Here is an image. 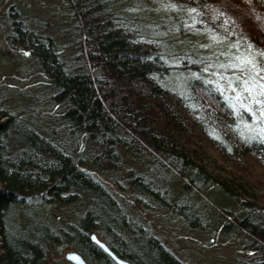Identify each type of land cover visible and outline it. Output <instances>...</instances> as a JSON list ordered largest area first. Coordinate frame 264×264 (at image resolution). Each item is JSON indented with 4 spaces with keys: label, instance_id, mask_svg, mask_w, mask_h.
<instances>
[{
    "label": "trees",
    "instance_id": "trees-1",
    "mask_svg": "<svg viewBox=\"0 0 264 264\" xmlns=\"http://www.w3.org/2000/svg\"><path fill=\"white\" fill-rule=\"evenodd\" d=\"M65 1L75 14L77 28L81 29L79 19L85 20L88 51L81 30L75 34V54L66 59L52 37L24 29L23 24L9 36L36 56L47 79L46 102L50 98L61 110L52 120L56 128L50 138L44 132L45 120H40L41 127L32 119L18 121L0 98V264H44L49 254L66 247L82 254L89 264H113L91 241L94 230L102 231L116 253L133 264H184L148 232L147 242L139 238L137 223L125 211L117 212L116 219L111 217V210L119 206L113 205L109 188L91 171L117 169L123 152L131 157L145 154L152 165L168 169L180 171L185 166L183 175L200 190L208 184L219 186L239 208L231 223L240 226L236 229L244 249L254 252L258 262L264 260L262 201L242 202L248 196L245 183L254 197L255 186L264 184V175L257 179L256 170L247 168L252 162L264 174V37L250 19L243 21V16L248 19L253 13L264 25V0H251L258 13L239 0L229 6L227 0H161L164 14L157 17L152 12L140 15L149 11L150 0H120V5L123 1L132 5L130 14L117 16L105 0ZM239 20L247 24L246 29ZM186 24L191 34L208 31L241 52L248 50L246 57L256 72L255 82L238 81L236 91L243 104L224 96L216 82L205 76L207 71H217L205 72L200 54L179 46L177 38ZM260 33L264 36L263 29ZM174 71L190 75L182 92L170 85ZM117 131L120 137H115ZM202 140L232 168L223 167L222 175L208 172L204 185L195 173L207 164L199 147ZM233 173L248 174L251 180L234 178ZM144 182L150 186L146 178ZM75 195L80 203L71 200ZM56 198L64 208L80 205L77 221L61 231L35 214Z\"/></svg>",
    "mask_w": 264,
    "mask_h": 264
},
{
    "label": "rangeland",
    "instance_id": "rangeland-1",
    "mask_svg": "<svg viewBox=\"0 0 264 264\" xmlns=\"http://www.w3.org/2000/svg\"><path fill=\"white\" fill-rule=\"evenodd\" d=\"M105 1H107V5L117 9L119 12L130 14L129 8L132 5L130 2L123 1V4L120 5V0ZM228 1L229 3H226V6H229V4L234 5L237 2V0ZM216 2H220V0H216ZM149 3V11L145 9L140 15H145L146 12H152L150 14L152 16L156 14V17L161 16L162 13L164 14L161 0H150ZM239 3L249 6L252 11L258 9L251 0H239ZM66 5L59 2V0H0V92L4 93L9 99L4 102V105L12 112L18 110L26 121L32 119V123L38 127L43 125L40 120H45V123L52 126L54 130L56 128L55 124L49 123L51 115L57 118L60 115L61 107L57 106V104H52L50 98L46 102L48 90L47 88H43L42 85L46 86L47 79L38 65H36V56L31 55L29 59L26 58L25 54L27 52L23 46L20 43L18 45V42L16 44L13 43L9 36L10 34H16L18 32L17 29L23 24L26 28L42 37H52L55 43L59 44L60 48H62L61 54L66 59L75 54V51H73L75 47L73 45L78 39V36L75 34L81 32L84 51H88V36L86 31H84L85 20L79 19L81 29L77 28V23L73 22L76 21L74 19L76 18L75 14L73 15ZM98 9H101V6ZM245 9H243L244 14L248 13ZM252 15L251 18L247 15L248 19L243 16V21L250 19L254 29L263 38L264 36L260 33V30H264L263 22L253 13ZM162 22L166 23L167 21ZM239 22L241 21L239 20ZM241 26L243 29L247 28V24H242V22ZM190 29V24H186L184 30L180 32L179 38H177L179 46L187 47L193 52L200 54L199 56L202 58L199 59V62L202 63L203 61L205 68L207 67L205 72L208 68L217 71L212 74L207 71L205 76H208L211 81L216 82L223 91L224 96L228 98L232 97L238 103L243 104L242 97L236 91L238 81L244 82L245 80L241 78H245L250 79L251 83L255 82L253 76L255 77L254 74L256 72L252 63L246 57L248 50L244 49L241 52L231 44L221 42L220 39L208 31L200 33L201 31L196 32L195 30L191 34L189 32ZM257 42L261 45V41L257 40ZM178 64L175 63V66ZM93 72L95 74V70ZM174 72L169 81L170 85L174 90L182 92L185 82L190 75L188 73H178V71ZM10 102L11 105L9 104ZM201 144L199 147L203 152L202 154H204L203 159L209 166H212L209 167L206 164V168L195 171L197 179L204 185L206 179L209 178L208 172L217 175L219 171L222 175L223 167L229 170L232 168L229 164L219 159V152L206 145L203 140ZM198 153L201 154L200 152ZM139 157L140 155L138 154L131 157L124 153L120 164L127 169H133L135 175L143 174L144 178L148 181L149 179L150 181L153 180L156 183L154 187L144 182L137 183L136 192H132V182L123 176L122 170H119L120 166L110 172L99 173L97 169L91 171L96 179L104 184H108L113 205L118 204L119 206L111 210V217L116 219L117 212L124 211L129 216H133L135 223H137V225L134 224V227L142 231L138 230L141 234L137 235L139 238L142 240L145 238V242L148 241L144 230L149 232V234H153V238L156 241L159 240L156 243H162L168 251L184 264H264L263 259L260 262L255 261L254 258L257 256L252 251L244 249L245 244L242 236L240 233H237V229H235L237 226L235 227L231 223V221H234L233 217L237 214V209L239 210V208L232 199L224 196L223 191L211 188V186L202 190L194 188L191 181H188L187 176L183 175V173H176L173 168H171L173 173L165 167H162L161 171L155 173V169L152 167L155 165H151L152 158L144 156L142 160H139ZM147 165H151L150 170L152 172L148 171ZM220 166L222 167L220 168ZM159 168L158 166L157 169ZM247 168L249 172L250 170L253 172L256 170L255 175H258L257 179L261 175H264L257 169V165L255 164L254 166L252 162L247 164ZM152 174H154V177ZM175 174L178 179L176 181ZM233 174L234 178L238 175L239 177L242 176L240 177L242 180H251V177L250 179L247 178L249 177L248 174ZM113 182H115L116 186L110 184ZM185 182H187L186 184H190L191 187L184 186L183 183ZM251 185L255 186V184ZM256 186L254 189L257 190L258 197L253 196L255 192L251 188L249 189V186L247 187L245 183L244 187L248 188V196H244L242 202L256 203L259 200L262 201L259 206L264 207V184ZM132 193L138 195L139 198L132 196ZM254 198L257 200L256 202ZM74 199L77 202L81 200L76 195L71 200ZM153 200L161 205H156V203L153 206ZM177 201V206H173ZM145 202H148V205H145ZM60 203L57 198L53 199L51 200V212H49V208H43L37 212L35 210V214L45 219V221L48 219L52 220L53 222L49 221L51 225L59 228L61 231L68 224L77 221L80 206L78 203L80 202L72 203L65 208L63 205L60 206ZM227 210H231L232 212L228 213ZM225 218H228L227 221H230L228 222L229 226H232L231 228L234 229L230 227L228 229L225 226L227 224ZM93 232L101 237L99 238L100 240L108 243L101 235L102 231L97 232V230H94ZM110 248L117 255L112 245H110ZM69 250L71 248L66 247L59 252L49 254L44 264L69 263L66 258L67 251ZM106 255L108 256V254ZM109 258L113 264H118L110 256ZM137 258L141 257L137 256ZM121 259L133 264L122 257Z\"/></svg>",
    "mask_w": 264,
    "mask_h": 264
},
{
    "label": "bare ground",
    "instance_id": "bare-ground-1",
    "mask_svg": "<svg viewBox=\"0 0 264 264\" xmlns=\"http://www.w3.org/2000/svg\"><path fill=\"white\" fill-rule=\"evenodd\" d=\"M59 2H61V3H63L64 5L65 4H68L65 0H59ZM67 6V5H66ZM110 8H112V7H110ZM112 10V12L111 13H113V14H115V16H117V15H119L120 13L121 14H123V12H119L117 9H115V8H112L111 9ZM76 25V24H75ZM106 26H108L109 27V25H106ZM23 28L24 29H28V28H26L25 26H23ZM57 44V43H56ZM57 47H60L59 46V44H57ZM26 52H27V54H25L26 55V58H30L31 57V55H34L30 50H26ZM37 65V64H36ZM43 86V88H46V86H44V84L42 85ZM0 98L5 102V101H8L9 99L4 95V93H2V92H0ZM11 102H13V101H11ZM11 102L9 103L10 105H11ZM28 106H29V104H28ZM54 107V106H53ZM57 111V110H56ZM15 114H16V119L19 121V120H22V116L20 115V113L18 112V110H17V112H14ZM50 113V112H49ZM48 116H50V115H48ZM53 115H51V121L49 122L50 124L52 123L53 124V122H52V119L53 118H55L54 116L52 117ZM49 118V117H48ZM46 127H48V128H45L44 129V132L48 135V137H53V135H52V132H54L55 130L54 129H52L53 127L52 126H50L49 124H46L45 125ZM9 125H8V130H9ZM7 130V131H8ZM2 133V132H1ZM55 133V132H54ZM121 132L120 131H117V135H115V137H120V134ZM122 137V136H121ZM138 150H139V152H142L143 151V148L142 147H139L138 148ZM144 153V152H143ZM127 156H130V155H128V153H125ZM123 155H124V152L122 153V157H123ZM137 155V154H136ZM145 156V154H143V155H141L138 159L139 160H142V158ZM161 156V155H160ZM158 156V158H160L161 159V157L163 158V156ZM162 160V159H161ZM165 161V160H164ZM165 163H167V165H169L168 164V161H166ZM152 165V164H151ZM151 165H147L146 166V168L148 169V171L149 172H152L150 169V166ZM156 166V167H155ZM155 166H152L154 169H155V173L156 172H159V171H161V168L162 167H164L163 165H155ZM160 167L159 169H157V167ZM170 166V165H169ZM175 171H176V173H182L183 171L182 170H185L186 169V167L185 166H183V168H182V170H180V171H177L175 168H173ZM203 169V168H202ZM119 170H122V173H123V176H125L127 179H129L130 180V178L129 177H131L132 178V180H134V182L136 183V186H137V183H143L144 182V176H143V174H137V175H135V173H134V171H133V169H127V168H125V166H120V168H119ZM167 170H169V171H172L171 169H168L167 168ZM196 170H198V169H196ZM195 170V171H196ZM190 174V173H189ZM153 175V177H154V174H152ZM187 179H188V181H190V179H189V177H187ZM98 180V179H97ZM206 180H209V178L208 179H206ZM99 181V180H98ZM131 181V180H130ZM101 182V181H100ZM132 182V181H131ZM149 182H150V184H151V186H155V184L156 183H154V181L152 180V181H150V179H149ZM153 184H152V183ZM145 183V182H144ZM182 183V182H181ZM187 183V182H186ZM186 183H183L184 184V186H188V187H191L190 186V184H186ZM111 185L113 184V183H110ZM114 185V184H113ZM208 185H210L211 186V188H216L217 190H219V191H222L221 190V188L219 187V186H217L216 184L214 185V183H213V185H211V184H208ZM105 186L107 187V188H109L108 187V184H105ZM159 186V185H158ZM194 188H195V186H193ZM131 190H132V192H136V189L135 188H133V186L131 185ZM169 189H170V187H169ZM190 190H191V188H190ZM131 192V191H130ZM159 192V191H158ZM132 196H134V197H136V198H139V196L138 195H136V194H133L132 193ZM155 200H153L152 201V205L154 206V204H156V205H158L159 203L158 202H154ZM154 202V203H153ZM145 205H148V202H145L144 203ZM177 204H178V201L176 202V203H174L173 204V206H177ZM141 205V204H140ZM159 205H161V204H159ZM162 207V206H161ZM46 208H49L50 210H49V212H51L52 211V207L51 206H47ZM45 208V209H46ZM174 208V207H173ZM237 212H238V210H237ZM127 214V213H126ZM128 218L129 219H132V220H135L134 218H133V216H129V214H128ZM47 221H50V222H53L52 220H47ZM226 222V221H225ZM51 225V224H50ZM52 226V225H51ZM228 229H229V224H228V222H227V224L225 225ZM54 227V226H53ZM232 227V226H231ZM230 227V228H231ZM238 227H240L239 225H238ZM237 227V229H239ZM231 229H234V228H231ZM236 229V228H235ZM142 232V231H141ZM146 232L147 231H145L144 230V234L146 235ZM148 234H149V232H148ZM92 235H95L98 239L99 238H101V237H99L97 234H94V232H92L91 234H90V239H91V236ZM150 237L151 238H153L154 236H153V234H150ZM146 238H148V237H146ZM91 241H92V239H91ZM102 241V240H101ZM93 242V241H92ZM103 242V241H102ZM103 243H105V242H103ZM94 244L97 246V247H99L95 242H94ZM109 248H110V245L108 244V243H105ZM100 248V247H99ZM101 249V248H100ZM111 249V248H110ZM102 250V249H101ZM112 250V249H111ZM103 251V250H102ZM113 251V250H112ZM68 253H71V252H75V253H77V254H80L79 252H77L76 250H69V251H67ZM104 252V251H103ZM105 253V252H104ZM254 253V252H253ZM105 254H107V253H105ZM84 259H85V257L82 255V254H80ZM117 256H119L118 254H117ZM256 256V255H255ZM108 257H109V255H108ZM120 257V256H119ZM112 258V257H111ZM121 258V257H120ZM256 258V259H255ZM254 258V260L255 261H258V258L257 257H255ZM113 259V258H112ZM114 260V259H113ZM70 264H73L72 262H70L69 260H67ZM85 261H87L86 259H85ZM115 261V260H114ZM260 262V261H259ZM88 263V262H87ZM115 263H117V262H115ZM89 264V263H88Z\"/></svg>",
    "mask_w": 264,
    "mask_h": 264
},
{
    "label": "water",
    "instance_id": "water-1",
    "mask_svg": "<svg viewBox=\"0 0 264 264\" xmlns=\"http://www.w3.org/2000/svg\"><path fill=\"white\" fill-rule=\"evenodd\" d=\"M93 242H95L105 253L112 257L118 264H131L121 258H119L105 243L98 239L95 235L91 236ZM67 260L73 264H88L87 261L80 255L75 252L66 254Z\"/></svg>",
    "mask_w": 264,
    "mask_h": 264
}]
</instances>
